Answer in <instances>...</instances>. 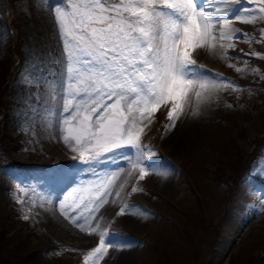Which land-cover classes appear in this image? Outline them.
I'll list each match as a JSON object with an SVG mask.
<instances>
[{"label": "rangeland", "instance_id": "rangeland-1", "mask_svg": "<svg viewBox=\"0 0 264 264\" xmlns=\"http://www.w3.org/2000/svg\"><path fill=\"white\" fill-rule=\"evenodd\" d=\"M58 4L61 0H0V60L10 49L13 57L8 79L11 89L6 94L8 81L0 85V99H7L5 107L0 104V123L5 122L0 128V257L9 264H83V256L98 245L99 232L107 231L115 244L130 246L110 248L101 264H123L126 254L129 259L124 264H163L161 250L175 264H196L193 249L181 236L183 231L186 239L193 240L198 259L206 258V264H264V218L247 220L232 235L226 233L246 183L264 182V78L260 75L264 74V59L245 56L252 51L264 54V43L249 44L241 38L231 41L235 52L217 47L212 53H193L198 65L213 76L219 73L241 90L215 92L206 113H202V104L198 115L192 114L193 100L174 126L167 118L168 108L161 105L151 122L145 120L141 125V143L155 153L150 157L152 173L144 179H139V167L133 168L122 158L135 159V149L127 147L110 154L95 172L80 171L88 166L80 164L77 153L48 126L56 118L47 110L59 105L50 98L44 81H53L57 87L62 79L60 66L52 63L62 56L53 7ZM232 26L259 37L264 22L249 25L233 20ZM245 60L259 74L237 73L229 67H242ZM118 168L123 172L108 203L91 220L93 227L101 225L97 234L81 232L61 214L60 203L70 204L76 194L67 201L65 197L73 189L90 186L98 176L103 178ZM168 170L171 179L164 188L161 180ZM52 185L58 188L55 195H50ZM133 186L142 190L133 193ZM116 192L120 196L114 201ZM113 202L115 209L106 211ZM121 208H126L122 215ZM199 209L206 220L215 221L210 228L214 233L188 217L197 216ZM140 214L145 219L137 229L134 225Z\"/></svg>", "mask_w": 264, "mask_h": 264}, {"label": "snow or ice", "instance_id": "snow-or-ice-1", "mask_svg": "<svg viewBox=\"0 0 264 264\" xmlns=\"http://www.w3.org/2000/svg\"><path fill=\"white\" fill-rule=\"evenodd\" d=\"M53 7L62 56L52 63L60 66L62 79L57 87L53 81H44L50 98L59 105L47 110L56 118L48 126L77 153L79 163L88 166L80 171L95 172L110 154L127 147L135 149V159L122 158L133 168L139 167V179H144L152 173L150 157L155 153L141 143V125L145 120L150 123L161 105L168 108L167 118L174 126L193 100L192 114L198 115L200 106L215 92L241 90L198 65L193 53H212L217 47L235 52L231 41L241 38L249 44L264 43V29L256 37L232 26L233 20L249 25L264 22V0H61ZM220 55L227 56V52ZM245 56L264 59V54L255 51ZM229 67L237 73L259 74L247 60L242 67ZM122 172L118 168L103 178L98 176L90 186L73 189L65 197L67 201L75 193L72 202L59 205L61 214L81 232L97 234L100 226L93 227L91 220L108 203ZM138 190L142 189H131L133 193ZM115 195L119 197L120 192ZM125 211L121 208L119 214ZM73 212L76 215H70ZM111 235L99 232V243L83 256V264H101L110 248L130 246L115 244Z\"/></svg>", "mask_w": 264, "mask_h": 264}, {"label": "bare ground", "instance_id": "bare-ground-1", "mask_svg": "<svg viewBox=\"0 0 264 264\" xmlns=\"http://www.w3.org/2000/svg\"><path fill=\"white\" fill-rule=\"evenodd\" d=\"M43 3V2H42ZM43 6V5H42ZM206 105H210V102L204 104V107L202 108V113H206ZM196 121V120H195ZM197 124V123H196ZM189 139V138H188ZM187 139V140H188ZM189 142V141H188ZM192 142V141H191ZM191 144V143H190ZM189 144V145H190ZM195 149H199V145L194 144ZM193 146V147H194ZM182 149V148H181ZM203 150V149H202ZM170 167V166H169ZM75 168H73L74 171ZM170 169V168H169ZM167 170V169H166ZM169 171V170H168ZM166 173V172H165ZM263 176H264V171H263ZM171 177H170V171L163 177V179L161 180V186L162 187H168L169 181H170ZM76 180V179H74ZM255 181H250L248 183H246V187L244 189V193L242 195V197L238 198V202L235 204L234 206V210H233V219L234 221L231 223V226L228 228V230L226 231V233L228 235H232V233H234L235 231H237L240 226L241 223L247 221V220H252L253 218H257L256 220H259L261 218H264V199L262 200V197H264V189H262L260 186L264 185V182L260 181L259 179H254ZM55 185H52L50 187V189L52 188V190H50V195L53 193L55 195L56 191L58 190L57 187H54ZM259 189V193L256 194L255 192ZM57 194V193H56ZM257 195L255 200H251L252 198H250L251 195ZM117 196H115L114 201H117ZM257 200V201H256ZM119 201V200H118ZM114 210L115 209V203L113 202L112 204H110L109 206H107L106 211L107 210ZM107 213V212H106ZM259 214H262L263 216L258 217ZM106 217V216H105ZM145 216H141L140 214V218L138 217L139 222H137L136 225H134L135 228L138 229V226H140L143 222H144ZM147 220V219H146ZM100 222H102V219L99 220ZM99 221H97L99 223ZM255 221V220H253ZM105 224V223H104ZM101 226V225H100ZM223 249H224V245L222 244L220 246V251H219V256L221 257L223 255ZM127 259H129L128 254H126V256L123 258L122 263L124 264L125 261H127Z\"/></svg>", "mask_w": 264, "mask_h": 264}, {"label": "trees", "instance_id": "trees-1", "mask_svg": "<svg viewBox=\"0 0 264 264\" xmlns=\"http://www.w3.org/2000/svg\"><path fill=\"white\" fill-rule=\"evenodd\" d=\"M11 66H13V57H12V55H11V49L8 51V55L5 57V58H3L2 60H0V85L2 84V85H4L5 84V82L6 81H8V79H9V77H10V68H11ZM9 83H10V81H8L7 83H6V85H5V92H6V94H7V92L11 89L10 88V86H9ZM5 95V94H4ZM4 95H2L3 97H4ZM0 104L2 105V107H5L6 105H7V99L6 98H1L0 99ZM5 126V122L4 121H1V123H0V128H2V127H4ZM12 140H16V138H12ZM243 168V165L239 168V171H238V173L241 171V169ZM239 175V174H238ZM237 175V176H238ZM196 196L197 197H199L198 196V194L196 193ZM201 199V198H200ZM201 210L199 209L198 211H195V214L197 215V216H195V215H188V217L189 218H192L194 221H196V223L198 224V225H203V226H205V228H207V229H210V228H213V223L215 222V221H212L211 223H210V221L209 220H206L203 216H202V214L204 213L203 211L202 212H200ZM213 233H214V229L212 230V229H210ZM182 231V230H181ZM215 233H216V231H215ZM181 236L183 237V240H185L187 243H188V245L193 249L192 250V254H193V257L197 260V262H196V264H206V258H199L198 259V251L196 250V246H195V244H194V242H193V240H191V239H186V236H185V234H184V232L182 231V234H181ZM0 240H1V238H0ZM1 242V241H0ZM0 246H1V244H0ZM160 253H163L164 255H161V256H163V257H161L162 258V261L159 259L158 260V262H162L163 264H175V263H173L172 261L173 260H171L170 259V256H168L169 255V253L168 252H166V251H160ZM167 253V254H166ZM195 254V255H194ZM0 264H9L6 260H4V259H2L1 257H0ZM189 264V263H188Z\"/></svg>", "mask_w": 264, "mask_h": 264}]
</instances>
